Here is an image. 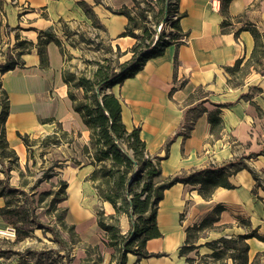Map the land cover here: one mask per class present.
Returning <instances> with one entry per match:
<instances>
[{
	"label": "crops",
	"instance_id": "obj_1",
	"mask_svg": "<svg viewBox=\"0 0 264 264\" xmlns=\"http://www.w3.org/2000/svg\"><path fill=\"white\" fill-rule=\"evenodd\" d=\"M78 1L0 0V63L5 62L7 52L15 54L18 50L17 40L29 42L19 56L23 63L0 72V89L8 100L5 139L19 163H25L27 149L18 132L36 138L60 127L68 133L79 132L72 139L73 145L77 142L82 148L88 142V129L72 109L62 80L64 51L62 55L56 42L49 41L47 64L41 65L36 48L40 30L51 29L60 40L56 30L62 23L67 27L83 22L97 29L110 55L115 56L118 47L119 62L131 56L128 49L135 39L120 35L126 16L107 7L131 6L133 0H84L102 29L91 25ZM177 9L182 13L178 23L185 39L169 44L163 54L147 59L138 72L110 89L121 103L123 125L127 130L139 128L145 153L159 157L161 180L214 169L230 161H240L248 168L228 177L230 188L217 186L207 198L198 193V185L188 182H176L164 189L155 216L160 235L147 239L141 249L158 256L137 257L127 252L124 264H202L200 257L211 253L204 245L206 241L253 230L264 236V191L254 186L249 171L264 179V61L243 64L254 43L245 26L254 25L264 33V0H178ZM240 59L237 70L226 69ZM215 116L219 123L212 128L211 118ZM23 125L30 130L26 132ZM69 145L71 148L72 143ZM78 169L75 180L66 181L63 201L74 217L70 224L75 226L77 221L86 230L84 222L91 212L84 203L87 186L93 183L87 178L92 166L82 161ZM4 202L0 197V207ZM216 204L224 207L216 227L205 230L202 240L193 242L196 247L181 255L186 228L199 224ZM112 210L110 205L107 211L112 214ZM245 220L248 223L244 225ZM5 223L0 216V229ZM119 225L122 232L129 229L127 215L120 217ZM246 241L248 261L264 264V240L249 237Z\"/></svg>",
	"mask_w": 264,
	"mask_h": 264
},
{
	"label": "trees",
	"instance_id": "obj_2",
	"mask_svg": "<svg viewBox=\"0 0 264 264\" xmlns=\"http://www.w3.org/2000/svg\"><path fill=\"white\" fill-rule=\"evenodd\" d=\"M99 2V0H95ZM178 0H133L131 6L123 5L118 8L107 7L113 13L126 16L125 29L120 33L121 36L129 35L135 39V42L128 49L131 56L124 62H119L121 55L118 47L114 51L115 56L110 55V49L104 45L103 40L99 38L103 48H100L101 54L92 61L94 69L90 76L78 75L72 70L62 69V80L67 85V97L71 100L72 109L78 112L81 121L88 129V142L82 146L81 153L88 157L92 165V171L87 178L98 184L103 189V197L110 203L116 212L123 211L128 213L131 227L127 235L120 233L118 225L107 223L102 219V213H98L97 224L104 228L111 241V245H117L120 242L118 260L116 264H124L127 252L137 254V257H147L149 252L141 250L147 239L160 235L155 221L157 204L162 198V191L176 182L190 183L198 185V193L207 198L212 195L217 186L230 188L229 176L234 174L246 164L240 161H230L214 169H201L184 175H172L166 179H159L161 172L159 166V157H150L145 153V142L139 138V128L134 127L127 130L121 119V103L119 99L110 92L113 85L122 84L127 77L133 76L138 72L144 62L163 54L164 49L172 43L179 44L185 35L180 31L179 19L182 13H178ZM228 1V0H226ZM80 7L86 12L91 20V25L102 29L99 20L84 0L78 1ZM170 14L175 18L169 17ZM160 22L169 24L168 28L162 27L157 32L156 26ZM63 31L67 30L66 24L62 23ZM224 24V22H223ZM241 29V28H240ZM253 35V50L250 56L243 63L244 66L251 64H262L264 61V33H261L254 25L245 26ZM72 34L64 31L65 35ZM83 39L81 38V41ZM49 41L56 42L63 55L62 42L53 34L51 29L40 30L37 36V55L41 65L47 64L46 45ZM25 43L28 41L17 40L19 46L15 54L6 53V60L0 63V72L12 70V68L21 65L20 55L25 53ZM28 50V49H26ZM240 60H237L232 67L227 66L228 71L237 70L240 66ZM80 89L81 95L77 96L74 89ZM3 100L0 103V162L4 158H11L13 167H18L22 173L18 157L14 150L9 146L5 139L4 124L8 112V100L4 90ZM219 119L217 116L211 118L212 128ZM214 125V126H213ZM66 135L60 127L57 129ZM57 130L47 134L41 139V146L48 144L56 145L58 141ZM18 137L24 143L27 153L31 151L32 146L38 139L30 138L27 134L17 133ZM10 170V169H9ZM3 177L0 178V197H4V204L0 207V216L12 226L15 232L14 242L24 239L32 231V222L37 227L33 214L32 197L21 188L22 185L12 186L9 183L10 175L6 170ZM252 178L255 180V187L260 186L264 191V179L249 169ZM57 189L45 190L40 192L38 199L42 202L45 196L51 195L48 203V212L55 211L54 215L59 226L69 230L73 236H77L75 226L67 224L65 221L66 209L57 207L60 201L66 199V188L68 184L62 178L57 181ZM26 185V183H25ZM24 195L28 206V212L23 210V200L20 195ZM19 195V196H18ZM15 197V204H12L11 198ZM224 209L222 205L216 204L213 210L202 218L199 224H193L186 228V241L180 247L181 255H186L196 245L193 243L199 236L198 232L216 227L219 214ZM59 211V212H57ZM245 225L248 222L242 221ZM40 224V225H39ZM256 237L264 240V236L256 234L255 231L245 232L244 234H235L230 237L220 236L217 239L204 242L211 253L200 257L202 264H258L256 260L248 261V243L246 239ZM117 240V241H114ZM122 251V252H121ZM158 256V255H156ZM209 257V259H208ZM189 260V259H187Z\"/></svg>",
	"mask_w": 264,
	"mask_h": 264
},
{
	"label": "rangeland",
	"instance_id": "obj_3",
	"mask_svg": "<svg viewBox=\"0 0 264 264\" xmlns=\"http://www.w3.org/2000/svg\"><path fill=\"white\" fill-rule=\"evenodd\" d=\"M68 26L67 30L64 29V31H69L72 34L65 35L61 26L56 30L64 48V69L72 70L78 75L90 76L94 69L92 61L101 53L100 48H103L99 38L95 37L97 29L94 30L83 22ZM157 26L156 28H158ZM74 92L77 96L81 95L79 88L74 89ZM2 100L3 93L0 89V103ZM12 126L13 124H10V127ZM21 127L26 132L30 130V127L26 125ZM47 134L51 133L43 132L35 138L38 140L32 146L29 154L27 153L25 163H19L22 173L18 171V167L10 168L13 166V162L9 160L11 158H4L0 162V177H3L4 174L1 170H6L10 175L12 185H22L21 188L33 199L31 205L33 206L35 221L41 223V227H37L35 222H32V231L18 242H14L15 236L10 237L4 232H0V262L2 264H116L120 254L118 248L120 242L114 240L118 244L111 245L107 231L97 224L98 213H102V219L107 223L118 226H120V217L127 215L129 218V215L126 212L114 210H112V214L109 213L107 210L110 209V203L104 199L103 189L98 184L91 182L92 184L87 186L88 192L84 205L89 206L91 214L84 222L88 227L86 230L81 229L80 225H77V221L74 222L78 237L73 236L69 230L57 224L54 217L57 214L55 211L50 210L48 212L46 210L51 195L45 196L42 202L39 201L38 194L40 192L55 191L59 178L69 183L73 182L81 162L89 164L87 157L81 153L82 148L77 145V142L75 145L72 142L76 135H80L79 132L72 131L64 135L58 130L56 136L59 142L56 145L41 146L40 140L45 138ZM71 143L72 147L70 148L69 144ZM20 198L23 200L21 212H28L30 203L28 205L26 200H30L25 199L23 194L20 195ZM11 200H13L12 204H15V197ZM57 207L68 209L66 201H60ZM73 218L70 212L66 213L65 221L67 224L73 223ZM93 220L96 222L94 223ZM130 227L129 219V229ZM9 228L12 226L5 223L1 229ZM119 229L120 233L128 234L129 229L124 232L120 227ZM198 233L200 238L198 237L195 242L202 240L201 237L205 231Z\"/></svg>",
	"mask_w": 264,
	"mask_h": 264
},
{
	"label": "built area",
	"instance_id": "obj_4",
	"mask_svg": "<svg viewBox=\"0 0 264 264\" xmlns=\"http://www.w3.org/2000/svg\"><path fill=\"white\" fill-rule=\"evenodd\" d=\"M169 17H171V18H175V15L170 14ZM163 26L166 27V28H168L169 24L166 23V22H160L159 25L157 26L158 28H156V31L159 32V31L162 29ZM184 39H185V37H182L181 40H184ZM0 232H2V231H0ZM3 232H4L7 236H10V237H14V236H15V232H14V229H13V228L6 229V230H4ZM7 236H6V237H7Z\"/></svg>",
	"mask_w": 264,
	"mask_h": 264
},
{
	"label": "bare ground",
	"instance_id": "obj_5",
	"mask_svg": "<svg viewBox=\"0 0 264 264\" xmlns=\"http://www.w3.org/2000/svg\"><path fill=\"white\" fill-rule=\"evenodd\" d=\"M30 84H31V83H30ZM30 86H31V85H30ZM28 88H29V87H28ZM29 89H30V88H29ZM20 103H21V102H20ZM4 230H5V229H0V231H2V232H3Z\"/></svg>",
	"mask_w": 264,
	"mask_h": 264
}]
</instances>
